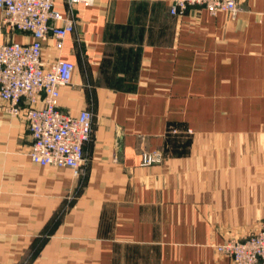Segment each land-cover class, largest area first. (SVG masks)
Returning <instances> with one entry per match:
<instances>
[{
	"label": "crops",
	"instance_id": "0c3cea01",
	"mask_svg": "<svg viewBox=\"0 0 264 264\" xmlns=\"http://www.w3.org/2000/svg\"><path fill=\"white\" fill-rule=\"evenodd\" d=\"M263 5H75L76 30L43 57L76 64L59 102L94 113L86 165L35 163L0 100V264H232L215 245L264 220ZM30 40L0 10V42ZM145 150L162 162L143 167Z\"/></svg>",
	"mask_w": 264,
	"mask_h": 264
},
{
	"label": "built area",
	"instance_id": "2783aa9c",
	"mask_svg": "<svg viewBox=\"0 0 264 264\" xmlns=\"http://www.w3.org/2000/svg\"><path fill=\"white\" fill-rule=\"evenodd\" d=\"M58 0H0L1 26L25 32L30 41L0 42V100L5 112L23 116L32 137L29 156L40 165L71 168L75 174L86 165L85 145L93 135L94 113L88 108L77 114L60 107L61 89L72 82L76 64L68 59L46 61L44 40L53 37L58 50L76 30L73 13L78 3L95 0H66L70 13L57 7ZM170 12L181 14L190 6L236 14L239 0H169ZM264 13V5H263ZM158 152H144L143 164L160 161ZM218 250L232 257V264H264V221L254 234L232 237Z\"/></svg>",
	"mask_w": 264,
	"mask_h": 264
},
{
	"label": "rangeland",
	"instance_id": "374dc122",
	"mask_svg": "<svg viewBox=\"0 0 264 264\" xmlns=\"http://www.w3.org/2000/svg\"><path fill=\"white\" fill-rule=\"evenodd\" d=\"M27 125H28V124H27ZM93 130H94V129H93ZM155 151L158 152V153H160V152L157 151V150H145V151L142 152V161H141V165H142L143 167L151 166V165H155V164H158V163L162 162V160H163V155L160 153V155H161V160H160V161H155L154 163H151V164H148V165H144V164H143V153H144V152H155ZM86 160H87V155H86ZM83 169H84V168H83ZM82 171H83V170H82ZM82 171H79V173L76 174V175H80V174H82ZM262 221H264V220H262ZM256 231H257V230H256ZM254 233H255V231H251L250 233L245 234L244 236L236 237V238H237V239H239V238H240V239H243V238H245V237H247V236H249V235H252V234H254ZM231 238H232V237H231ZM226 242H227V241H225L224 243H221V244H225ZM217 245H219V244H216V245H215V248H216V250L218 251V253L230 257V259H231V261H232V260H233L232 257H231L229 254H227V253H223V252L219 251Z\"/></svg>",
	"mask_w": 264,
	"mask_h": 264
}]
</instances>
